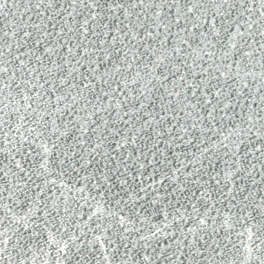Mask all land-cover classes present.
I'll list each match as a JSON object with an SVG mask.
<instances>
[{
    "label": "snow or ice",
    "instance_id": "obj_1",
    "mask_svg": "<svg viewBox=\"0 0 264 264\" xmlns=\"http://www.w3.org/2000/svg\"><path fill=\"white\" fill-rule=\"evenodd\" d=\"M0 264H264V0H0Z\"/></svg>",
    "mask_w": 264,
    "mask_h": 264
}]
</instances>
